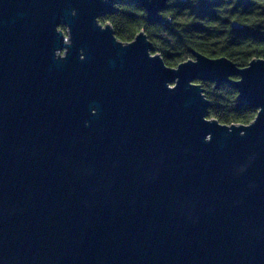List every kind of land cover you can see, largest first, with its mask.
<instances>
[{
  "label": "water",
  "instance_id": "95a60500",
  "mask_svg": "<svg viewBox=\"0 0 264 264\" xmlns=\"http://www.w3.org/2000/svg\"><path fill=\"white\" fill-rule=\"evenodd\" d=\"M114 2L0 0V264H264V59L168 67L99 22ZM197 82L254 119L208 118Z\"/></svg>",
  "mask_w": 264,
  "mask_h": 264
},
{
  "label": "trees",
  "instance_id": "16d2710c",
  "mask_svg": "<svg viewBox=\"0 0 264 264\" xmlns=\"http://www.w3.org/2000/svg\"><path fill=\"white\" fill-rule=\"evenodd\" d=\"M246 4L236 16L245 31L233 36L227 19L232 11L225 0H169L162 11L164 23H148L145 11L131 0H115L111 14L101 17L102 25L109 23L115 36L130 42L141 31L152 43L168 67L192 58L197 51L210 58L227 57L235 65L246 67L254 58L264 59V0H241ZM217 10L213 12V9ZM242 15V16H241ZM241 18V19H240ZM65 31V27L60 26ZM210 102L207 117L221 124H248L256 110L239 106L237 91L228 84L215 88L209 82H197Z\"/></svg>",
  "mask_w": 264,
  "mask_h": 264
},
{
  "label": "flooded vegetation",
  "instance_id": "af4514ba",
  "mask_svg": "<svg viewBox=\"0 0 264 264\" xmlns=\"http://www.w3.org/2000/svg\"><path fill=\"white\" fill-rule=\"evenodd\" d=\"M181 1H183V0H181ZM225 2H226V5H229V7L232 10L230 12L229 19H227V22L229 23V27L232 30L233 36H235V35L237 36L238 33L243 32V31L246 30L245 27H244V23H242V21L237 19V17H236V16L240 15V13L242 14L244 11H246L245 10L246 4L243 1H241V0H225ZM168 5H169V0H168ZM216 10H217V7L215 6V8L213 9V12L216 11ZM163 11H165V9ZM234 24H237L241 28H235ZM237 67H239V66H237ZM239 68H243V67H239ZM232 79L236 80L238 78L237 77H232ZM212 85H214V84H212Z\"/></svg>",
  "mask_w": 264,
  "mask_h": 264
}]
</instances>
